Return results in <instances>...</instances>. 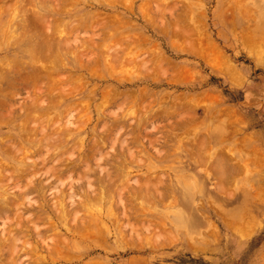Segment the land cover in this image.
I'll use <instances>...</instances> for the list:
<instances>
[{
    "label": "rangeland",
    "instance_id": "1",
    "mask_svg": "<svg viewBox=\"0 0 264 264\" xmlns=\"http://www.w3.org/2000/svg\"><path fill=\"white\" fill-rule=\"evenodd\" d=\"M76 1L0 0V31L2 30L0 63L5 65L0 64V75L3 74L4 77L7 75L6 79L0 78V101H2L0 104L4 101V105H0V114L1 116L4 114V122L0 126V162L6 163L5 166L8 168L6 169L3 164L1 169L3 168L4 175H0V197L3 198H0V248L2 247L0 264H51V260H54V264H264V0ZM145 1L150 3H143ZM159 4L163 7L160 8ZM156 5L161 11L164 10L162 11L164 14L161 12L162 17L155 12ZM149 10L153 11V14ZM147 15L146 18L150 16L149 19L145 18ZM95 16L99 17V22L97 17V21L94 20ZM107 17L112 19L114 17L119 23L111 25V19L108 20ZM43 18L47 20L46 24L43 22L46 28L41 26ZM100 20L104 25L106 23V26L100 28L101 24L100 29L97 28L92 32L93 24L95 29L99 25L97 23H101ZM168 23L171 27L174 24L180 26L181 31H179L182 32V36L179 31L177 32L180 34L176 33L175 36L176 31L172 33L173 28ZM72 24L73 26L75 24L74 28L79 30L73 31L70 27ZM192 26L198 33L192 29ZM164 29H167V34ZM23 30L26 33H23ZM57 31L63 33L59 35V32L56 35L60 41H63L60 43L65 42L66 46H71L72 48H69L71 51L67 50L65 43L60 46L57 38H53L52 34L55 35ZM21 33L23 35L20 36ZM46 35L50 36L49 41L55 39L59 48L63 47L62 53L55 42L53 44L45 42ZM95 35H99V38L96 39ZM199 35L205 37L201 38ZM189 36L195 38V43ZM125 38L129 39V43L124 41ZM131 39L136 42L132 43ZM121 40L124 42L121 43ZM66 41L72 42L67 44ZM78 42L82 45L80 49ZM38 45L41 46L40 48L55 47L53 51L50 48L40 49L41 52L44 51L42 56L48 55L46 59L52 56L50 64H48L50 61L46 60V63L44 58L41 60L42 53L38 55ZM126 45L129 46L128 50L124 47ZM97 46L99 48H96ZM64 48L70 51V54L67 52V55ZM111 48L119 53L118 56L114 52L115 55L117 54L116 59ZM122 48L123 50L120 51ZM31 51H34V54ZM85 51L86 55H84ZM104 51L107 52V57L103 55ZM54 52L57 55L59 53L60 56L55 55ZM78 52L80 54L84 52V57ZM35 55L39 58L35 59ZM39 59L41 62L44 59L43 63H45L38 64ZM53 59L58 62L54 63L58 68L51 65ZM57 59H61L65 65H61L62 62ZM124 59H128V63L129 59L131 61L134 59V63L128 64ZM33 60L39 61L35 64ZM27 64L37 66L38 75L39 72L48 74L50 71L52 75L55 73L53 78L56 74L61 78L64 77L61 82L58 81L60 79L57 76L54 82H51L53 78L47 82L46 74H42L41 77L39 75L35 85L39 91L34 92L36 97L39 94L41 96L35 98L32 89L36 90V88L26 85L20 78V75L32 76L33 71ZM45 64L50 66L49 70L40 67ZM32 69L34 70V67ZM39 78L42 80L39 81ZM7 80L11 81L10 84L14 88L9 87L11 85ZM60 89H65L63 91L66 94L69 92L70 94L67 95L70 96H65L62 92L61 94L66 97L64 98L60 94ZM43 90L46 95L41 92ZM51 90L55 96L59 91L57 97L60 104L56 102L58 98L52 96ZM51 97L54 101L57 98L56 103L53 101L58 104V106L53 105L56 108L50 102L47 103ZM32 98H35L38 107L36 104V108L32 105L34 102ZM37 100L40 102L38 103ZM50 105L52 110L48 111L46 107L50 108ZM30 106L36 109L35 111L30 108L34 110L31 114L39 113L41 117L36 116L38 119L27 121L30 116L28 114L31 111ZM10 107L13 109L10 110ZM9 110L12 113H7L10 112ZM168 111L172 116L167 113ZM40 113H48L49 116L47 114L42 116ZM6 114L9 116L6 117ZM22 120L29 122L28 125L24 127ZM168 125L173 127L172 131ZM28 127L29 133L26 130ZM188 131L195 133H190L189 136ZM186 133L188 134L184 143L188 136L190 140H187L186 145L183 143L187 148L183 149L184 146L181 144L183 138L179 141L178 135L182 137ZM195 139L199 143H205V146L202 144V150L196 149L199 147L195 144L197 142ZM191 140L193 143L190 142ZM198 142L197 144L201 145ZM12 146H15L13 151L14 148L21 150V152L17 150L16 154L19 159L11 155ZM3 148L11 149V152L9 150L8 153L4 152ZM190 149L194 152L191 153ZM189 153L195 154L194 157L191 158ZM199 153L204 159L207 157L209 163L204 160L202 166L203 161L200 164L202 157L200 158ZM210 162L212 163L210 167L216 166V168L208 167L207 164ZM246 167L249 169H245ZM209 171L212 172L209 174L207 173ZM1 172L0 174H3ZM106 172L110 173L107 177L112 181L117 175H123L124 178L119 176L122 180L115 179L114 185V181L112 184L109 178L106 179ZM145 178L152 180H149L150 185L152 182L158 184L156 193H165L168 198L171 197L170 200L167 198L163 200L164 197L161 195L160 199L159 193L155 195L154 185L147 186V191L144 188L147 185ZM153 178L158 183H155ZM160 178H163L162 187L158 181ZM122 181L131 183V188L125 183L124 185L128 184L127 190H122L120 195L119 190L124 188H120L124 183ZM110 182L114 185L112 187L118 185L119 190L115 187L111 190L112 193L109 192ZM140 184L143 186L141 187ZM89 185L92 189L96 187L91 192H97L98 195L93 193L92 196ZM135 186H138L140 191ZM185 189H188L192 197L188 195L186 197L181 193ZM145 190L150 198L148 200L144 197ZM107 192L109 193L106 194ZM21 193H25V196ZM71 194L77 198H70ZM98 196L102 197L99 198L101 202L93 201V198L98 200ZM174 197L176 204L172 202ZM72 199L75 203L73 209L69 207ZM13 200L17 201L18 205ZM12 202L14 207L23 203L21 207L24 209L10 207ZM5 203L10 205H4ZM64 205L66 206L63 210ZM96 207L101 212L96 211ZM58 209L60 215L57 214ZM66 210L68 213L65 212ZM15 211L19 213L18 216H14ZM3 212L7 217L3 216ZM122 213H126L128 220L122 217ZM5 217L9 222L11 219L12 223L8 225L9 222L6 223ZM14 217H19L17 219H21L22 223L17 222ZM13 219L20 225L19 228H16L18 225ZM79 220H84V225H81ZM98 220L103 227L99 225ZM126 222L131 225L133 223L132 230L134 228L136 232L132 230L130 232V226H125ZM2 223H6L4 226H7L3 228ZM29 223L41 229L37 233L42 235L39 236L43 237L41 238L43 241L36 238L35 227L29 226ZM52 223L55 226L51 225ZM89 225L92 228H88ZM47 226H49L48 230ZM124 226L127 228L124 229ZM143 227H147L146 231ZM150 227L154 229L151 231ZM156 228L160 229L156 230ZM6 230L13 235L6 233ZM99 232L101 234H98ZM22 234L26 235L22 236ZM9 235L11 238L20 237L18 239L20 242H17L16 246L13 245L15 248L9 243L13 240ZM51 235L63 237L68 247L63 245L64 241L63 244L60 243L59 236L57 239L59 238L60 241L57 240L59 241L57 244L53 239L55 237ZM92 235L96 236V239ZM97 236L102 239L98 240ZM51 237L54 244L50 243ZM24 241L28 248L24 247ZM12 243L15 244L14 241ZM5 245H9L12 249L8 250ZM50 247L55 249L56 254ZM16 248L17 252L14 251ZM34 248L35 251H31ZM35 253L38 254L37 257L32 258ZM74 254L76 259L72 256ZM55 255L57 257H54ZM68 257L72 260L68 261Z\"/></svg>",
    "mask_w": 264,
    "mask_h": 264
},
{
    "label": "bare ground",
    "instance_id": "2",
    "mask_svg": "<svg viewBox=\"0 0 264 264\" xmlns=\"http://www.w3.org/2000/svg\"><path fill=\"white\" fill-rule=\"evenodd\" d=\"M22 1H23V0H22ZM77 1H78V0H77ZM77 1H76V2H77ZM88 1H89V0H88ZM103 1H105V0H103ZM113 1H114V0H113ZM116 1L118 2V0H116ZM119 1H121V0H119ZM143 1H144V0H143ZM149 1H151V0H149ZM152 1H153V0H152ZM154 1L158 2V1H160V0H154ZM154 1H153V2H154ZM161 1H163V0H161ZM68 2H69V1H68ZM105 2H106V1H105ZM123 2H124V0H123ZM147 2H148V1H147ZM147 2L145 1V2H143V3L146 4ZM165 2H166V1H165ZM31 3H32V2H31ZM108 3H109V2H108ZM148 3H150V2H148ZM151 3H152V2H151ZM159 3H160V2H159ZM172 3H174V2H172ZM23 4H24V3H23ZM117 4H118V3H117ZM123 4H124V3H123ZM123 4H122V5H123ZM152 4H154V3H152ZM152 4H151V5H152ZM164 4H165V3H164ZM181 4H182V3H181ZM151 5H149V8H151ZM165 5H166V4H165ZM165 5H164V6H165ZM26 6H27V5H26ZM26 6H24V7H26ZM28 6H29V5H28ZM144 6H145V5H144ZM152 6H153V5H152ZM159 6H160V8L163 7V6L160 5V4H159ZM168 6H169V5H168ZM14 7H16V6H14ZM146 7H147V6H146ZM154 7L156 8V9H155V12H156V13H159V14H160L159 16L162 17L161 12L164 11V10L161 11V9H160L159 7H158V8H159V9H158V8H157V5L154 6ZM22 8H23V7H22ZM64 8H65V7H64ZM64 8H62V10H64ZM128 8H129V7H128ZM166 8H167V7H166ZM180 8H181V7H180ZM26 9H27V8H26ZM129 9H130V8H129ZM145 9H146V8H145ZM163 9H165V8H163ZM169 9H170V8H169ZM0 10H1V9H0ZM28 10H29V9H28ZM130 10H132V9H130ZM151 10H152V9H151ZM159 10H160V11H159ZM21 11H22V10H21ZM143 11H144V10H143ZM149 11H150V10H149ZM158 11H159V12H158ZM2 12H4V11H2ZM2 12H1V13H2ZM24 12H25V11H24ZM27 12H28V11H27ZM29 12H30V11H29ZM55 12H56V11H55ZM131 12H132V11H131ZM144 12H147V10L144 11ZM155 12H154V13H155ZM16 13H17V12H16ZM16 13H15V14H16ZM35 13H36V12H35ZM56 13H57V12H56ZM58 13H59V11H58ZM60 13L62 14V13H64V12H60ZM150 13L153 14V11H150ZM162 13H163V12H162ZM15 14H13V15L15 16ZM19 14H20V13H19ZM163 14H164V13H163ZM33 15H34V14H33ZM155 15H156V14H155ZM182 15H183V14H182ZM182 15H181V16H182ZM184 15H185V14H184ZM14 16H13V18H14ZM24 16H25V15H24ZM24 16H23V17H24ZM87 16H88V15H87ZM98 16H99V15H98ZM100 16H101V15H100ZM100 16H99V17H100ZM103 16H104V15H103ZM159 16H158V17H159ZM181 16H180V17H181ZM96 17H97V16L94 17V20H95V21L98 20L97 22H99V19H98L99 17H97V20H96ZM101 17H102V16H101ZM111 17H112V16H111ZM111 17H110V18L107 17L108 20L111 19V20H110V21H111V25H112V23H113V24H114V23H116V24L119 23V22H117L118 20H114L115 18L113 17V19H112ZM146 17H148V15L145 16V18H146ZM155 17H156V16H155ZM32 18H33V17H32ZM107 18L105 19L106 21H108ZM149 18H150V16H149ZM149 18H146V19H149ZM152 18L154 19V17H152ZM176 18H177V17H176ZM19 19H20V18H19ZM25 19H26V17H25ZM49 19H50V18H49ZM78 19H82V17H80V18L78 17ZM92 19H93V18H92ZM146 19H145V20H146ZM153 19H152V21H153ZM160 19H161V18H159V20H160ZM59 20H60V19H59ZM59 20H58V22H59V24H60V21H59ZM105 20H104V21H105ZM112 20H113L114 22H112ZM154 20H155V19H154ZM33 21H34V20H33ZM41 21H42L41 26H43L44 28H46V27H45L46 25H43V22H45L44 24H46V21H47V20H45V19L43 18V20H41ZM69 21H70V20H69ZM95 21H93V23H97V22H95ZM100 21H101V20H100ZM152 21L150 22L151 24H152ZM179 21H180V20H179ZM181 21H182V20H181ZM181 21H180V22H181ZM12 22H13V21H12ZM17 22H18V21H17ZM28 22H29V21H28ZM75 22H76V21H74V23H75ZM108 22H109V21H108ZM148 22H149V21H148ZM148 22H147V23H148ZM192 22H193V21H192ZM38 23H39V22H38ZM77 23H78V22H77ZM81 23H82V22H81ZM81 23H80V24H81ZM159 23H160V22H159ZM170 23H171V22H170ZM170 23H168V25H169ZM175 23H177V22H175ZM23 24H24V23H23ZM25 24H27V22H26ZM56 24H57V21H56ZM59 24H57V25H59ZM63 24H64V23H63ZM66 24H67V23H66ZM66 24H64V25H66ZM97 24H99V25H98V27H96L95 29H93V28L95 27L94 24H93V27H92V29H91V30H93L92 32H94L95 30H97V28L100 29V28H103V26H104V27L106 26V23H105V25H104V23H103L102 21H101V23H97ZM101 24H102V25H101ZM172 24H173V23H172ZM9 25H10V24H9ZM18 25H19V24H17V26H18ZM48 25H49V24H48ZM78 25H79V24H78ZM100 25H101V27H100ZM109 25H110V22H109ZM114 25H115V24H114ZM114 25H113V26H114ZM123 25H124V24H123ZM153 25H154V24H153ZM155 25H157V24H155ZM165 25H166V24H165ZM165 25H164V27H166ZM15 26H16V24H15ZM21 26H22V25H21ZM29 26H30V25H29ZM74 26H75V24H74ZM74 26H73V24H72V26H70L71 29L73 28V29H72L73 31H74V30H79L78 28L75 29L76 27L74 28ZM86 26H87V24L85 23V26H84V27H85V28H84L85 30H86V28H87ZM150 26H151V25H150ZM172 26H173V27H171V24H170V27L173 28V31H171V32L174 33V31H176V32L174 33V35H175L176 33H177V35H179V34L181 33V36H182V32H180V31H181L180 26H178L177 24H174V25H172ZM174 26L179 27V28H176V27H175V30H174ZM184 26H185V25H184ZM184 26H181V27H184ZM12 27H13V26H12ZM43 27H42V28H43ZM70 27H69L68 30H69L70 33H71L72 30L70 29ZM99 27H100V28H99ZM1 28H2V27H1ZM5 28H6V27H5ZM56 28H57V27H56ZM62 28L64 29L63 26H62ZM62 28H61V29H62ZM153 28H154V26H153ZM157 28H158V27H157ZM184 28H185V27H184ZM184 28H182V29H184ZM194 28H196V27H194ZM3 29H4V27H3ZM22 29H26V28H22ZM47 29H48V28H47ZM54 29H55V28H54ZM119 29H120V28H119ZM122 29H124V28H121V30H122ZM190 29H191V28H190ZM192 29H193V26H192ZM26 30H27V29H26ZM58 30H59V29H58ZM87 30H88V29H87ZM161 30H162V29H161ZM179 30H180V31H179ZM188 30H189V29H188ZM193 30H195V29H193ZM196 30H197V29H196ZM196 30H195V31H196ZM1 31H2V30H1ZM1 31H0V33H1ZM28 31H29V29H28ZM28 31H27V32H28ZM43 31H44V30H43ZM69 31H68V32H69ZM159 31H160V30H159ZM166 31H167V29H166V30L164 29V32H166ZM177 31H179L180 33L177 32ZM186 31H187V30H186ZM189 31H190V30H189ZM189 31H188V32H189ZM21 32H22V30H21ZM31 32H32V31H31ZM59 32H60V31H57V32L55 33V35H54V34H52V35H53V38H55V39L57 38V42L60 43V42H63V41H60V40L58 39V37H56L57 33H59ZM68 32H67L66 34H68ZM75 32H76V31H75ZM162 32H163V31H162ZM188 32H187V33H188ZM193 32H194V31H193ZM196 32H197V31H196ZM199 32H200V31H199ZM10 33H11V32H10ZM23 33H26V31L24 32V30H23ZM39 33H40V32H39ZM42 33H43V32H42ZM61 33H62V32H60L59 35H61ZM70 33H69V34H70ZM114 33H116V32H114ZM172 33H170V34L172 35ZM197 33H198V32H197ZM12 34H13V33H12ZM106 34H107V33H106ZM112 34H113V33H112ZM165 34H167V32H166ZM194 34H195V33H194ZM15 35H16V34H15ZM21 35H23V34L21 33L20 36H21ZM25 35H26V34H24V36H25ZM62 35H63V33H62ZM71 35H72V34H71ZM91 35H92V34H91ZM99 35H100V34H99ZM99 35H98V36H99ZM190 35H192V34H190ZM196 35H198V34H196ZM201 35H203L202 32H201ZM201 35H199V36L201 37ZM206 35H207V34H206ZM4 36H5V35H4ZM16 36H17V35H16ZM16 36H14V37H16ZM24 36L22 37V39L24 38ZM75 36H76V34H75ZM77 36H78V33H77ZM77 36H76V37H77ZM95 36H96L95 38L97 39L98 36H97V35H95ZM103 36H104V35H103ZM166 36H167V35H166ZM175 36H176V35H175ZM207 36H208V35H207ZM43 37H44V36H43ZM49 37H50V36H47V35H46V41H45V42H47V43L49 42L50 44H51V43L53 44V42H55L56 47H57L58 45H57V43H56V40H55V39H52V37H51V39H52L53 41L50 40V41H51V42H50V41H49V39H50ZM60 37H61V36H60ZM60 37H59V38H60ZM93 37H94V35H93ZM106 37H107V36H106ZM179 37H180V36H179ZM179 37H177V38H179ZM189 37H191V36H189ZM192 37H193V36H192ZM192 37H191V38H192ZM202 37H205V36H202ZM202 37H201V38H202ZM48 38H49V39H48ZM62 38H63L62 40H64V37H62ZM98 38H99V37H98ZM173 38H174V37H173ZM180 38H181V37H180ZM182 38H184V37H182ZM20 39H21V38H20ZM47 39H48V41H47ZM87 39H88V38H87ZM104 39H105V38H104ZM134 39H135V38H134ZM189 39H190V38H189ZM203 39H204V38H203ZM0 40H1V39H0ZM54 40H55V41H54ZM68 40H69V39H68ZM101 40H102V39H101ZM128 40H129L128 38H127V40H126V38H125L124 41L127 42ZM131 40H132V43H133V42H134L133 39H131ZM192 40H193V43H195V41H194L195 38H194V39L192 38ZM8 41H9V40H8ZM19 41H20V40H19ZM19 41H18V42H19ZM113 41H114V40H113ZM116 41H117V40H116ZM122 41H123V40H121V43H122ZM124 41H123V42H124ZM66 42H67V41H66ZM71 42H72V41H70V42L68 41L67 44H68V43H71ZM73 42H75V41H73ZM87 42L89 43V41H86V43H87ZM119 42H120V41H119ZM135 42H136V41H135ZM135 42H134V43H135ZM190 42H191V40H190ZM197 42H198V41H197ZM206 42H207V41H206ZM206 42H205V43H206ZM211 42H212V41H211ZM256 42H257V41H256ZM20 43H21V42H20ZM36 43H37V42H36ZM40 43H41V42H40ZM43 43H44V41H43ZM59 43H58V44H59ZM64 43H65V42H64ZM64 43H60L59 45L62 46L61 44H64ZM94 43H95V42H94ZM128 43H129V41H128ZM146 43H147V42H146ZM258 43H259V42H258ZM44 44H45V43H44ZM44 44H43V45H44ZM75 44H77V43H75ZM78 44H80V43L78 42ZM111 44H112V43H111ZM197 44H198V43H197ZM64 45H65L66 48H68L67 50H70V49L72 48L71 46H70V47H71V48H70L69 45L66 46V43H65ZM64 45H63V46H64ZM101 45H102V44H101ZM101 45H99V46L101 47ZM193 45L195 46V44H193ZM193 45H192V46H193ZM199 45H200V44H199ZM207 45H208V44H207ZM254 45H255V44H254ZM21 46H22V45H21ZM39 46H40V45H38V47H39ZM41 46H42V44H41ZM41 46H40V47H41ZM60 46H58V48H59ZM88 46H92V45H88ZM93 46H94V45H93ZM99 46H97L96 48H99ZM152 46H153V45H152ZM187 46H188V45H187ZM38 47H37V48H38ZM40 47H39V49H38V51H39V52H38V53H39L38 55H40V54L42 53V54L40 55V56H42L44 51L42 50V52H41L40 49L50 48L51 46H49V47H47V46H43L44 48H40ZM81 47H82V45L80 44L79 49H80ZM120 47H122V45H121ZM124 47H125V48L127 47V50H128V48H129V46H127V45L124 46ZM124 47H123V48H124ZM198 47H200V46H198ZM207 47H208V46H207ZM52 48H53V47H52ZM52 48H50V50L53 51V50L55 49V47H54L53 49H52ZM61 48H63V47H61ZM61 48H59V49L61 50ZM66 48H64V49L66 50ZM69 48H70V49H69ZM74 48H75V47H74ZM89 48H90V47H89ZM93 48H94V47H93ZM123 48H122L120 51H122ZM137 48H138V47H137ZM208 48H209V47H208ZM100 49H101V48H100ZM111 49H112V48H111ZM111 49H110V51H111ZM130 49H131V48H130ZM134 49H135V48H134ZM141 49H142V48H141ZM196 49H198V48H196ZM56 50H57V49H56ZM60 50H59V51H60ZM67 50H66V53H67V52L69 53V52L71 51V50H70V51H67ZM84 50H85V48H84ZM86 50H87V48H86ZM97 50H98V49H97ZM113 50H114V51H113ZM142 50H143V49H142ZM62 51H63V50H61V53H62ZM72 51H74V50H72ZM78 51H79V50H78ZM87 51H89V50H87ZM110 51H109V52H110ZM112 51H113V56H114L115 59H116V55L118 54V56H119V53L116 51V49H112ZM208 51H209V50H208ZM31 52L33 53L34 51H31ZM36 52H37V50H36ZM74 52H75V51H74ZM109 52H108V53H109ZM114 52H116L117 54L115 55ZM147 52H148V51L146 50V53H147ZM149 52L151 53V51H149ZM215 52H216V50H215ZM217 52H219V50H218ZM54 53H55V55H57L56 52H54ZM61 53H60V54H61ZM66 53H65V54H66ZM68 53H67V55H68ZM78 53H79V52H78ZM86 53H87L86 51H85V54H84V52H83L84 55H86ZM99 53H101V51H100ZM102 53H104V54H103L104 56H106V54H107V52H105V51L102 52ZM122 53H123V52H122ZM129 53H131V52H129ZM146 53H145V54H146ZM153 53H154V52H153ZM33 54H34V53H33ZM48 54H50V53H48ZM69 54H70V53H69ZM79 54H80V53H79ZM83 54L81 53L80 56L84 57ZM109 54H111V53H109ZM136 54H137V53H136ZM46 55H47V54H45L44 56H42V57H40V58H41V60H42V58H44L45 61H46V60H48V62L50 61V62L48 63V64H50L51 61H52V60H51V59H52V56L50 57V55H49L50 59H49V58L46 59L45 57H48V55H47V56H46ZM55 55H54V56H55ZM77 55H78V54H77ZM103 55H102V56H103ZM111 55H112V54H111ZM130 55H132V54H130ZM198 55H199V54H198ZM218 55H219V54H218ZM57 56H60L59 53H58ZM118 56H117V57H118ZM124 56H126V55H124ZM135 56H136V55H135ZM153 56H154V54H153ZM34 57H36V55H35ZM63 57H64V56H63ZM106 57H107V56H106ZM131 57H132V56H131ZM131 57H129V58H131ZM218 57H219V56H218ZM32 58H33V57H32ZM37 58H39V56H37L35 59H37ZM54 58H56V57H54ZM59 58H60V57H59ZM112 58H113V57H112ZM152 58H153V57H152ZM162 58H163V57H162ZM44 59H43V61H44ZM158 59H159V58H158ZM39 60H40V59H39ZM39 60H38V61H39ZM41 60H40V63H39L38 61H36V62H35L34 60H33V61L35 62V64H36L37 62H38V64H40V65H41V64H44L45 62L43 63V61L41 62ZM57 60H58L59 62L61 61V59H60V60L57 59ZM78 60H79V59H78ZM110 60H111V59H110ZM120 60H122V59H120ZM126 60H127V63H128V59H126ZM126 60L124 59L125 62H126ZM163 60H164V59H163ZM220 60H221V59H220ZM15 61H17V60H15ZM53 61H54V62H53L51 65H54V63H58V62H56V60H54V59H53ZM129 61H130L131 63H132V62L134 63V59H133L132 61H131V59H129ZM135 61H136V60H135ZM156 61H157V59H156ZM3 62H4V61H3ZM61 62H62L61 65L64 64L63 61H61ZM97 62H98V61H97ZM97 62H96V63H97ZM115 62H116V61H115ZM130 62H129L128 64H131ZM153 62H154V61H153ZM157 62H158V61H157ZM219 62H220V61H219ZM1 63H2V62H1ZM1 63H0V64H1ZM5 63H6V62H5ZM14 63H15V62H14ZM14 63H13V64H14ZM46 63H47V61H46ZM116 63H117V62H116ZM142 63H143V62H142ZM167 63H168V60H167ZM221 63H222V62H221ZM224 63H225V62H224ZM2 64L4 65V63H2ZM2 64H1V65H2ZM113 64H114V63H113ZM117 64H118V63H117ZM119 64H120V63H119ZM125 64H126V63H125ZM169 64H170V63H169ZM1 65H0V66H1ZM15 65H17V64L15 63ZM27 65H28V64H27ZM64 65H65V64H64ZM64 65H63V66H64ZM95 65H96V64H95ZM98 65H99V64H98ZM98 65H97V66H98ZM4 66H5V65H4ZM29 66H30V65H28V67H29ZM31 66H32V67H31ZM31 66H30V68H31L30 70L33 71V72H32V76H31V75H30V76L28 75V77H27V76L24 75L25 77H24V76L21 77L22 75L19 74V75H20V78H22L21 81H22V82H25L26 85H29V86L32 85L33 87L36 88L35 85H36V83H37V80H38V76H39V75H40V77H41L42 74H46L45 76H47L46 78H48V80H47V82H48L49 80H52L53 75L55 74V73H54V74L52 75V72L50 73V71H48V70L50 69V68H49V67H50L49 65H46V64H45V65L40 66V67H42V69H44V67H46L47 69L49 68V69L47 70V71H48V74H47V72L44 73L43 71H41V73H42V72H43V73L40 74V72H39V75L37 74V72H38V70H37V68H36L37 66H35V65H31ZM55 66L57 67V64L54 65V67H55ZM63 66H61V67H63ZM116 66H117V65H116ZM126 66H127V65H126ZM140 66H141V65H140ZM148 66H149V65H148ZM154 66H155V64H154ZM13 67H14V66H13ZM21 67H22V65H21ZM33 67H34V70L32 69ZM40 67H39V71L41 70ZM51 67H52V66H51ZM54 67H53V68H54ZM172 67H174V66H172ZM14 68H15V67H14ZM16 68H17V66H16ZM18 68H19V67H18ZM18 68H17V69H18ZM22 68H23V67H22ZM46 68H45V69H46ZM53 68H51V69H53ZM57 68H58V67H57ZM63 68H65V66H64ZM126 68H127V67H126ZM23 69H24V68H23ZM45 69H44V70H45ZM84 69H85V67H84ZM97 69H98V68H97ZM1 70H2V69H1ZM18 70H19V69H18ZM21 70H22V69H21ZM24 70H25V69H24ZM87 70H88V69H87ZM117 70H118V69H117ZM2 71H5V70L3 69ZM13 71H14V70H13ZM88 71H89V70H88ZM175 72H176V71H175ZM98 73H99V72H98ZM29 74H31V73H29ZM50 74H51V75H50ZM60 75H61V74H60ZM63 75H64V74H63ZM2 76H3V77H2ZM50 76H51V78H50ZM56 76L59 77L58 79H60V80L57 79L59 82H61V81H62L61 79L64 77V76H62V78H61V76H59V75L56 74V75L54 76V78H55ZM65 76H67V75H65ZM6 77H7V75H6L5 77H4L3 74L0 75V78H2V79H6ZM54 78H53V79H54ZM73 78H74V77H73ZM18 79H19V78H18ZM40 80H42V79L39 78V81H40ZM0 81H1V80H0ZM7 81H8V80H7ZM21 81H17V82L20 83ZM54 81H55V79L52 80L51 82H54ZM8 82H9V84H10L11 81H8ZM49 82H50V81H49ZM59 82H58V83H59ZM64 82H65V81H64ZM41 83H42V82H41ZM55 83H57V82H55ZM177 83H178V82H177ZM7 84H8V83H7ZM9 84H8V85H9ZM46 84H47V83H46ZM49 84H50V83H49ZM49 84H48V85H49ZM60 84H61V83H60ZM60 84H59V85H60ZM66 84H67V83H66ZM69 84H71V83H69ZM69 84H68V85H69ZM10 85H11V86H9V87H12V84H10ZM48 85L46 86L47 88H48ZM22 86H23V84H22ZM44 86H45V85H44ZM65 86H66V85H65ZM15 87H16V86H15ZM38 87H39V85H38ZM54 87H55V86H54ZM57 87H58V86H57ZM12 88H14V87H12ZM47 88H46V89H47ZM58 88H59V87H58ZM64 88H65V87H64ZM66 88H67V87H66ZM22 89H23V88H22ZM33 89H34V88H33ZM33 89H32V91H33L32 94L34 93V96H33V97H35V98H40L41 94H39L38 97L35 96V95H36L35 92L39 91V89H38V90H37V88H36V90H35V89L33 90ZM40 89H41V88H40ZM46 89H45V91H46ZM51 89H53V87H51ZM10 90H11V89H10ZM24 90H25V89H24ZM26 90H27V89H26ZM56 90H57V89H56ZM58 90H59V89H58ZM60 90H61V91H60V94L63 92V94H64L65 96H68V97L70 96V95H67L69 92L66 94V93L63 91V90H65V89H60ZM21 91H22V90H21ZM30 91H31V90H29V92H30ZM34 91H35V92H34ZM51 91H52V90H51ZM53 91H54V89H53ZM53 91H52V92H53ZM2 92H3V89H2ZM22 92H23V91H22ZM41 92H44V90L41 91ZM41 92H39V93H41ZM58 92H59V91H57V93H58ZM71 92H72V91H71ZM4 93H5V92H4ZM25 93H26V92H25ZM37 93H38V92H37ZM57 93H56V96H55V94H54V92H53V93H52V94H53L52 96L57 97V95H58ZM72 93H73V92H72ZM103 93H104V92H103ZM5 94H6V93H5ZM15 94H16V93H14V95H15ZM26 94H28V93H26ZM60 94H59V96H60ZM63 94H61V95H62L64 98H66ZM69 94H70V93H69ZM14 95H13V96H14ZM43 95H46V92H44ZM49 95H51V94H49ZM71 95H72V94H71ZM13 96H12V97H13ZM30 96H31V95H30ZM116 96H117V95H116ZM119 96H120V95H119ZM9 97H10V96H9ZM12 97H11V99H12ZM27 97H29V95H28ZM31 97H32V96H31ZM43 97H44V96H43ZM60 97H61V96H60ZM105 97H106V96H105ZM105 97H104V98H105ZM111 97H112V96H111ZM128 97H130V95H129ZM7 98H8V97H7ZM17 98H18V97H17ZM35 98H32L33 101H34L35 103H34V102L32 103V99L30 100L31 103H32V105H34V106H35V104H36V100H34ZM57 98H58V101H56ZM57 98L55 99V101H56L58 104H60V102H59V97H57ZM61 98H62V97H61ZM61 98H60V99H61ZM116 98H117V97H116ZM126 98H127V97H126ZM9 99H10V98H9ZM42 99H43V98H42ZM42 99H41V100H42ZM49 99L52 100V103H51V100L47 101V103L50 102V104H51L52 106H53V105H57V106H58V104H55L56 102L52 99V97L49 98ZM25 100H26V99H25ZM27 100H29V99H27ZM123 100H124V99H123ZM123 100H122V101H123ZM53 101H54L55 103H54ZM60 101H61V100H60ZM104 101H105V100H104ZM130 101H131V100H130ZM0 102H2V101H0ZM14 102H15V101H14ZM37 102H38V100H37ZM39 102H40V101H39ZM39 102H38V103H39ZM62 102H63V101H62ZM114 102H115V101H114ZM5 103H6V102H5ZM8 103H9V102H8ZM2 104L4 105V101H3V103H1L0 105H2ZM45 104H46V103H45ZM69 104H70V103H69ZM108 104H109V103H108ZM6 105H7V104H6ZM24 105H25V102H24ZM51 105H50V108H48L49 105H48V107H46V108L48 109V111H49V109L52 110V109H51V108H52ZM101 105H102V104H101ZM176 105H177V104H176ZM20 106H21V104H20ZM34 106H30L29 109H30V108H33V109L36 111L35 108H36V106L38 107V104H36L35 108H34ZM22 107H23V106H22ZM53 107L56 108V106H53ZM69 107H70V106H69ZM69 107H68V108H69ZM99 107H100V105H99ZM103 107H104V106H103ZM10 108H11L10 110L13 109L12 107H10ZM16 108H17V107H16ZM18 108L20 109V107H18ZM40 108H42V107H40ZM78 108H79V107H78ZM0 109H1V108H0ZM14 109H15V108H14ZM29 109H28L27 112H29L30 110H31V111L28 113V114H30V116H29V118H27V121H29L30 119H31V120L36 119V118H37L36 116L41 117V116L39 115V113H37V114H31V112H32V111L34 112V110H32V109L29 110ZM47 109H44V110L46 111ZM104 109H105V108H104ZM194 109H195V108H194ZM194 109H193V110H194ZM2 110H3V109H2ZM10 110H9V111H10ZM66 110H68V109H66ZM191 110H192V109H191ZM45 111H42V112H45ZM48 111H46V112H48ZM69 111H70V110H69ZM169 111H170V110H169ZM169 111L167 112L168 114H169ZM4 112H5V111H4ZM6 112H7V111H6ZM18 112H19V111H18ZM138 112H139V111H138ZM7 113H12V112L10 111V112H7ZM20 113H21V111H20ZM24 113H25V112H24ZM49 113H50V112H49ZM60 113H61V112H60ZM62 113H63V112H62ZM161 113H162V112H161ZM171 113H172V112H171ZM187 113H188V112H187ZM18 114H19V113H18ZM40 114H41L42 116H44V114H45V115L47 114V116H49L48 113H44V114L40 113ZM58 114H59V113H58ZM67 114H68V113H67ZM130 114H131V113H130ZM177 114H178V113H177ZM1 115H2V114H0V126H1V125L3 124V122H4V118H3L4 114H3V116H1ZM7 115L9 116V114H6L5 116L7 117ZM15 115H16V114H15ZM24 115H26V114H24ZM64 115H65V114H64ZM156 115H157V114H156ZM169 115H171V114H169ZM189 115H190V114H189ZM165 116L167 117V115H165ZM171 116H172V115H171ZM193 116H194V115H193ZM9 118H10V117H9ZM15 118H16V117H15ZM42 118H43V117H42ZM46 118H47V117H46ZM156 118H157V116H156ZM190 118H192V117H190ZM6 119H7V118H6ZM11 119H12V118H11ZM37 119H38V118H37ZM192 119L194 120V118H192ZM7 120H8V119H7ZM7 120H6V121H7ZM24 120H25V119H24ZM184 120H185V119H184ZM22 121H23V120H22ZM22 121H21V122H22ZM179 121H181V120H179ZM7 122H8V121H7ZM7 122H6V123H7ZM33 122H34V121H33ZM189 122H190V121H189ZM8 123H9V122H8ZM8 123H7V124H8ZM22 123L24 124L23 126L25 127V125L27 126L29 122L27 123L26 121H23ZM22 123H21V124H22ZM26 123H27V124H26ZM43 124H44V123H43ZM45 124H46V123H45ZM5 125H6V124H5ZM185 125H186V124H185ZM21 126H22V125H21ZM23 126H22V129H23ZM38 126H39V123H38ZM168 126H169V125H168ZM182 126H183V125H182ZM16 127H17V126H16ZM39 127H40V126H39ZM169 127H171V126H169ZM26 128H27V127H26ZM26 128H24V131H25ZM41 128H42V127H41ZM113 128H114V127H113ZM143 128H144V127H143ZM172 128H173V127H171V131H172ZM175 129H176V127H175ZM191 129H192V128H191ZM193 129H194V128H193ZM26 130H27V132H28L29 127H28V129H26ZM22 131H23V130H22ZM35 131H36V130H35ZM64 132H65V131H64ZM193 132H194V131H193ZM193 132H192V131H191V132L188 131L189 136H190V133L193 134ZM235 132H236V131H235ZM28 133H29V132H28ZM35 133H36V132H35ZM188 133H186V134L184 135L185 137H184V136L181 137V135H178V136H180V138H179L180 140H179V141H181V138H183V139H182V142H181L182 146H184L183 143L185 142L184 140H185L186 135H187ZM194 133H195V132H194ZM225 133H226V132H225ZM63 135H64V134H63ZM230 135H231V134H230ZM30 136H31V135H30ZM32 136H33V135H32ZM189 136H188V137H189ZM226 136H227V135H226ZM188 137H187V140L189 139ZM195 137H196V136H195ZM229 137H230V136H229ZM1 138H2V137H1ZM34 138H35V137H34ZM62 138H63V137H62ZM48 139H49V137H48ZM2 140H3V138H2ZM49 140H50V139H49ZM187 140H186V143H187ZM189 140H190V139H189ZM189 140H188V141H189ZM237 140H238V139H237ZM11 141H12V140H11ZM41 141H42V140H41ZM195 141L198 142V140H196V139H195ZM200 141H201V140H200ZM190 142H192V140H191ZM197 142H195V144H196L197 147H199V148H196V149L199 151L200 148H201V150H202V144H203V146H205V145H204L205 143H202V142L199 143V142H198L199 144H201V145H198ZM237 142H238V141H237ZM1 143L3 144V141H2ZM59 143H60V142H59ZM186 143H184V144L186 145ZM192 143H193V142H192ZM235 143H236V142H235ZM10 144H11V143H10ZM10 144H9V146H11ZM13 144H14V143H13ZM179 144H180V143H179ZM195 144H194V145H195ZM7 145H8V144H7ZM94 145H95V144H94ZM4 146H5V145H4ZM179 146H180V145H179ZM236 146H237V145H236ZM13 147H15V146H12V147H11V148H12V152L10 151L11 149H8V148H7V150H5V149L3 148L4 150L2 149V151H4V152L6 151V152H7V151L9 150V151L11 152V155H12V154L14 155V156L12 155L13 158H14V157L18 158V156H16V154H17V150H19V149L16 150V148H14V149L16 150V151L14 150V151H15V154H14ZM98 147H100V146L98 145ZM172 147H173V146H172ZM184 147H185V148H184ZM184 147H183V149H187L186 146H184ZM233 147H234V146H233ZM5 148H6V147H5ZM22 148H23V147H22ZM45 148H46V147H45ZM229 148H230V147H229ZM171 149H172V148H171ZM176 149H177V148H176ZM188 149H189V148H188ZM232 149H233V148H232ZM41 150H42V149H41ZM190 150H192V149H190ZM205 150H206V149H205ZM229 150H230V149H229ZM9 151H8V152H9ZM19 151L21 152V150H19ZM19 151H18V153H19V155H20V152H19ZM230 151H231V150H230ZM8 152H7V153H8ZM179 152H180V151H179ZM188 152H190V151H188ZM193 152H194V151L192 150L191 153H193ZM227 152H228V150H227ZM191 153H189V154H190L189 156L192 158V156L194 157L195 154H192V155H191ZM240 153H241V152H240ZM24 154H25V153H24ZM199 154H200V153H199ZM214 154H215V153H214ZM227 154H228V153H227ZM236 154H237V153H236ZM212 155H213V154H212ZM238 155H240V154H238ZM255 155H257V154H255ZM189 156H188V157H189ZM225 156H226V155H225ZM197 157H198V156H197ZM201 157H202V158H201ZM208 157H209V156H208ZM211 157H212V156H211ZM13 158H12V159H13ZM191 158H190V159H191ZM200 158L202 159V160L199 159V160L201 161L200 164H202V161H203V165H202V166H204V160H206L207 157L204 159V157L200 154ZM220 158H222V155H221ZM257 158H258V156H257ZM257 158H256V159H257ZM18 159H19V158H18ZM20 159H21V158H20ZM24 159H25V158H24ZM26 159H27V158H26ZM223 159H224V158H223ZM258 159H259V158H258ZM191 160H192V159H191ZM207 160H209V159L207 158ZM207 160H206V163H209V162H207ZM211 160H212V159H211ZM247 160H248V158H247ZM247 160H246V161H247ZM16 161H17V159H16ZM21 161H23V160H21ZM214 162H215V161H214ZM34 163H35V162H34ZM249 163H250V162H249ZM3 164H4V163H3ZM3 164H1V162H0V170L3 169V168L1 169V166H2ZM119 164H120V163H119ZM252 164H253V163H252ZM5 165H6V163H5L3 166H5ZM120 165H121V164H120ZM210 165H212L211 162H210V164H207L208 167H210ZM214 165H215V164H214ZM207 166H206V168H208ZM244 166H245V164H244ZM247 166H248V164H247ZM5 167H6V166H5ZM120 167H121V166H120ZM213 167L216 168V166H213ZM213 167H210V168L212 169ZM248 167H249V166H248ZM248 167H246L245 169H247ZM215 168H214V169H215ZM4 169H5V168H4ZM6 169H8V168L6 167ZM26 169H27V168H26ZM120 169H121V168H120ZM211 169L208 168V170H211ZM236 169H237V168H236ZM245 169H244V170H245ZM248 169H249V168H248ZM15 170H16V169H15ZM238 170H239V169H238ZM3 171H4V170H2V172H3ZM20 171H21V170H20ZM24 171H25V170H24ZM24 171H22V172H24ZM113 171H115V170H113ZM206 171H207V170H206ZM249 171H250V170H249ZM0 172H1V171H0ZM2 172H1V173H2ZM18 172H19V171H17V173H18ZM22 172H21V173H22ZM25 172H26V171H25ZM25 172H24V173H25ZM211 172H212V171H211ZM211 172L209 171V172H207V173L210 174ZM12 173H13V172H12ZM108 173H109V172H106V173H105V174H106V177L110 175V173H109V174H108ZM27 174H28V173H27ZM0 175H1V176L4 175V172H3V174H0ZM57 175H58V174H57ZM57 175H56V177H57ZM124 175H125V174H124ZM211 175H212V174H211ZM18 176H19V175H18ZM119 176H121L122 178H124L123 175H119ZM119 176L117 175V176L115 177V179H120L121 177L119 178ZM127 176H128V175H127ZM208 176H209V175H208ZM59 177H60V176H59ZM131 177H132V176H131ZM100 178H102V177H100ZM108 178H109V177H107L106 179L108 180ZM122 178H121V180H122ZM0 179H1V178H0ZM113 179H114V178H113ZM115 179L113 180V181L115 182V183H114V182L112 181V179L109 178V180H111V181H112V184L114 183V185L116 184V180H115ZM128 179H129V177H128ZM145 179H146V182H145V183H147V185L144 186V188H145L146 190H147V186L149 187V186H153V185H154V186L156 187V190H154L155 195H158L157 193H159L158 196H159L160 199L162 198V197H160V195H161V196L164 197V198H162L163 200H164L165 198H167L168 200H170L171 197L169 196L170 198H168V195H167V194H165V193H164V194H161V192H157V193H156V191H157V189H158V188H157V187H158V186H157L158 184L155 185L154 182H152V184L150 185L149 180H150V181H152V180H151L150 178H148L149 180H147V178H145ZM153 179H155V178H153ZM222 179H223V178H222ZM21 180H22V179H21ZM88 180H89V179H88ZM88 180H87V182H88ZM100 180H102V179H100ZM126 180H127V179H126ZM161 180H163V178H160V180L158 179V181H159V183H160V186H161V185H164V184L162 183ZM17 181H18V179H17ZM102 181H103V180H102ZM102 181H101V184H102ZM118 181H119V180H118ZM137 181H138V180H137ZM147 181H148V182H147ZM155 181H156V179H155ZM160 181H161V182H160ZM13 182H14V181H13ZM15 182H16V179H15ZM94 182H96V181H94ZM122 182H124V183H122L123 185L121 184L120 188H121V187H122V188L124 187V188H126V189L123 188V189H120V190H119V186H118V185L115 186L116 188L118 187L117 190L120 191V195H122V190H124V191L127 190V187H128V186L130 187V184H131V183H129L128 181H122ZM125 183H128L129 185L126 184V185H128V186L126 187V185H124ZM148 183H149V185H148ZM155 183H158V182L156 181ZM108 184H109V183H108ZM112 184H111V182H110V184H109V186H110L109 192H110L111 190L115 189V187H112V186H114V185H112ZM217 184H218V183H217ZM217 184H216V185H217ZM18 185H19V184H18ZM18 185H17V186H18ZM140 185H141V187L143 186V184H140ZM218 185H219V184H218ZM89 186H90V185H89ZM160 186H159V187H160ZM19 187H20V186H19ZM132 187H133V185H132ZM136 187L139 188L138 186H135V188H136ZM155 187H153V188L151 187V188L154 189ZM161 187H162V186H161ZM164 187H165V186H164ZM193 187H194V186H193ZM217 187H218V186H217ZM220 187H221V186H219V188H220ZM90 188H91V186H90ZM95 188H96V187H95ZM95 188L93 187L94 190H95ZM111 188H112V189H111ZM130 188H131V187H130ZM91 189H92V188H91ZM93 189L90 190V193L92 194V196H93L94 194L97 193V192H96V193L93 192V193H94V194H93V193L91 192V191H93ZM98 189H100V188H98ZM103 189H104V188H103ZM163 189H164V188H163ZM194 189H195V188H194ZM217 189H218V188H217ZM5 190H6V189H5ZM8 190H9V189H8ZM31 190H33V189H31ZM132 190H133V189H132ZM146 190H145V191H146ZM159 190H160V189H159ZM87 191H89V189H88ZM96 191H97V190H96ZM105 191H106V190H104V192H105ZM138 191H140V188H139ZM147 191H148V190H147ZM147 191L145 192V195H146V196H144V197H146V199L148 200L149 197H148V195H147ZM160 191H161V190H160ZM20 192H21V191H20ZM30 192H31V191H30ZM109 192H107L106 194H108ZM112 192H113V191H111V193H112ZM114 192H117V191L114 190ZM131 192H132L133 194L135 193V191H131ZM18 193H19V192H18ZM118 193H119V192H118ZM181 193H182L183 195H185L186 197H187V195H188V197H192V194H191V193H190V194L188 193V189L182 190ZM21 194L24 195L25 193H21ZM91 194H90V195H91ZM126 194H127V191H126ZM22 195H20V196H22ZM71 195H72V196H70V198H71V197L77 198V196H74V194H71ZM97 195H98V193H97ZM140 195H141V194H140ZM164 195H166L167 197L164 196ZM24 196H25V195H24ZM67 196H68V195H67ZM81 196H82V195H81ZM99 196H100V195H99ZM99 196H98V200H96V198H93V201L95 200V201L101 202V201H99V200H100L99 198L102 199V197H99ZM125 196H127V195H125ZM133 196H134V195H133ZM87 197H88V196H87V194H86V198H87ZM90 197H91V196H90ZM186 197H185V198H186ZM0 198H2V197H0ZM17 198H18V197H17ZM23 198H24V197H22V199H23ZM66 198H67V197H66ZM128 198H129V197H128ZM140 198H141V197H140ZM155 198H156V197H155ZM2 199H3V198H2ZM68 199H69V197H68ZM81 199H82V198H81ZM146 199H145V200H146ZM149 199H150V198H149ZM175 199H176V198L174 197V198L172 199V202H174V203L176 204V201H174ZM190 199H192V198H190ZM5 200H6V199H5ZM7 200H8V199H7ZM74 200H75V199H74ZM145 200H144V201H145ZM158 200H159V199H158ZM168 200H167V201H168ZM8 201H9V200H8ZM10 201H11V200H10ZM10 201H9V202H10ZM21 201H22V200H21ZM150 201H152V200H150ZM5 202H6V201H5ZM9 202H8V203H9ZM13 202L16 203L17 201H14V200H13ZM13 202H12L11 205H13ZM70 202H71V205L69 204V205H70L69 207L72 208V209L75 208V207H74V206H75V203L73 202V199H72V201L70 200ZM72 202H73V203H72ZM80 202H82V200H81ZM80 202H79V203H80ZM98 202H97V203H98ZM128 202H129V201H128ZM146 202H148V201H146ZM152 202H153V201H152ZM164 202H165V201H164ZM168 202H169V201H168ZM8 203H5L4 205H6V204H7V205H10V204H8ZM83 203H84V202H83ZM165 203H166V202H165ZM165 203H164V204H165ZM188 203H189V202H188ZM190 203H191V202H190ZM16 204L18 205V203H16ZM21 204L23 205V203H21ZM89 204H90V202H89ZM166 204H167V203H166ZM171 204H172V203H171ZM175 204H174V206H175ZM11 205H10V207H13V208H15V209H16V208H19V207L22 206V205H20V206L16 207V205H15V207H14V205H13V206H11ZM73 205H74V206H73ZM86 205H87V204L85 203V206H86ZM65 206H66V205L63 206V210H64V207H65ZM72 206H73V207H72ZM87 206H88V205H87ZM87 206H86V207H87ZM1 207H2V206H1ZM39 207H40V206H39ZM2 208H3V207H2ZM21 208H22V207H21ZM44 208H45V207H44ZM57 208H58V207H57ZM9 209H11V208H9ZM22 209H24V208H22ZM30 209H32V208H30ZM87 209H88V208H87ZM92 209H93V206H92ZM95 209H96V211H99V210H100V209L97 210V207H96ZM125 209H126V208H125ZM0 210H1V208H0ZM2 210H3V209H2ZM4 210H5V209H4ZM61 210H62V209H61ZM88 210H89V209H88ZM128 210H129V209H128ZM51 211H52V210H51ZM56 211H57V209H56ZM58 211H59V212H58L57 214L60 215V210L58 209ZM76 211H77V210H76ZM79 211H80V210H79ZM89 211H91V210H89ZM94 211H95V210H94ZM96 211H95V212H96ZM129 211H130V210H129ZM0 212H1V211H0ZM15 212H16V211H15ZM65 212L68 213L67 210H66ZM77 212H78V211H77ZM77 212H74V213H77ZM100 212H101V210H100ZM111 212H112V211H111ZM111 212H110V213H111ZM124 212H125V211H124ZM127 212H128V211H127ZM66 213H65V214H66ZM112 213H114V211H113ZM130 213H131V211H130ZM3 214H4V212H3ZM15 214H16V215H15ZM18 214H19V213L16 212V213H14V216H18ZM62 214H63V213H62ZM84 214H85V213H84ZM98 214H99V213H98ZM125 214H126V213H122V217L124 216L125 220H128V217L125 216ZM11 215H12V214H11ZM67 215H68V214H67ZM109 215H110V214H109ZM109 215H108V216H109ZM3 216H6V217H7V214L5 213ZM19 216H21V215H19ZM110 216H111V215H110ZM6 217H5V219H6L5 221H6V223H8L9 221H8V218H6ZM59 217H60V216H59ZM66 217H67V216H66ZM66 217H65V218H66ZM94 217H95V216H94ZM126 217H127V218H126ZM17 218L19 219V217H16V218L14 217V219H17ZM14 219H13V220H14ZM18 219H17V222H20L21 219H20V220H18ZM22 219H23V218H22ZM37 219H39V218H37ZM59 219H60V218H59ZM59 219H58V220H59ZM137 219H138V218H137ZM23 220H24V219H23ZM39 220H40V219H39ZM41 220H43V218H42ZM86 220H87V223H88V218H87ZM107 220H108V219H107ZM113 220H114V219H113ZM177 220H178V219H177ZM180 220H181V219H180ZM180 220H179V221H180ZM182 220H183V219H182ZM182 220H181V221H182ZM184 220H186V218H184ZM5 221H4V222H5ZM14 221H15V220H14ZM14 221H13V223H14ZM27 221H28V220H27ZM61 221H62V219H61ZM79 221H80L81 225H84V224H83V223H84V220H79ZM82 221H83V222H82ZM111 221H112V220H111ZM118 221H119V220H118ZM137 221H138V220H137ZM1 222H3V220H2ZM29 222H30V221H29ZM31 222H32V221H31ZM31 222H30V223H31ZM39 222H40V221H39ZM39 222H38V223H39ZM85 222H86V221H85ZM101 222H102V221H101ZM116 222H117V221H116ZM143 222H144V221H143ZM6 223H5V224H6ZM10 223H12V222H11V219H10V222L8 223V225H9ZM20 223H22V221H21ZM30 223H29V226H31V227H33V228L35 227V228H34V232L37 233V232H39V231L41 230V229H40V230L37 229V227L34 226L35 224H34V225H30ZM40 223H41V222H40ZM62 223H63V222H62ZM98 223H99V220H98ZM109 223H110V222H109ZM111 223H112V222H111ZM113 223H114V221H113ZM126 223H127V225H125V226H127V227L130 226V232L134 231V228H133V230H132V225H133V223H132V225H131L129 222H126ZM141 223H142V222H141ZM180 223H181V222H180ZM182 223H183V222H182ZM2 224H3V228H5V227L7 226V225L4 226V225H5L4 223H2ZM15 224L18 225V224L16 223V221H15ZM15 224H14V225H15ZM24 224H25V223H24ZM100 224H102V223H99V225H100ZM128 224H129V225H128ZM176 224H177V222H176ZM22 225H23V224H22ZM51 225L55 226L53 223H52ZM51 225H50V227H53V226H51ZM69 225H70V224H69ZM75 225H76V224H75V222H74V225H73L74 229H75ZM81 225H80V226H81ZM99 225H98V227H99ZM111 225L114 227L113 224H111ZM147 225H148V223H147ZM151 225H152V224H151ZM210 225H211V224H210ZM29 226H28V227H29ZM70 226H71V225H70ZM87 226H88V225H87ZM100 226H102V225H100ZM120 226H121V225H120ZM125 226H124V227H125ZM143 226H144V225H143ZM148 226H150V224H149ZM186 226H187V225H186ZM19 227H20V225L16 226V228H19ZM26 227H27V226H26ZM76 227H77V226H76ZM90 227L92 228L91 225H89L88 228H90ZM98 227H97V228H98ZM102 227H103V226H102ZM102 227H101V228H102ZM124 227H123V228H124ZM127 227H125L124 229H126ZM152 227H153V226H152ZM7 228H8V227H7ZM11 228H13V227H11ZM11 228H10V229H11ZM33 228H31V229H33ZM46 228H47V230H48L49 226H47ZM54 228H55V227H54ZM70 228H71V227H70ZM101 228H100V229H101ZM120 228H121V227H120ZM143 228H144L145 231H146L147 227H146V228L143 227ZM150 228H151V227H150ZM36 229H37V231H35ZM50 229H51V228H50ZM100 229H99V230H100ZM121 229H122V228H121ZM124 229H123V230H124ZM136 229H137V228H135V230H136ZM148 229H149V228H148ZM153 229H154V228H151V231H152ZM158 229H160V228H158ZM158 229L156 228V230H158ZM8 230H9V229H8ZM14 230H15V229H14ZM99 230H98V231H99ZM101 230H102V229H101ZM103 230H104V229H103ZM131 230H132V231H131ZM149 230H150V229H149ZM149 230H147V231L149 232ZM6 231H7V230H6ZM50 231H51V230H50ZM8 232L10 233V231H7L6 233H8ZM32 232H33V231H32ZM46 232H47V231H46ZM75 232H76V230H75ZM101 232L104 233L105 230H104V232H103V231H101ZM134 232H136V231H134ZM134 232H133V233H134ZM18 233H19V232H18ZM36 233H35V234H36ZM80 233H81V230H80ZM116 233H117V232H116ZM33 234H34V233H33ZM37 234H38V233H37ZM37 234H36V238L38 237V238H37L38 240H40L41 238L43 239V237L40 238V236H42L41 234H38V236H37ZM44 234H45V233H44ZM81 234H82V233H81ZM84 234H85V233H84ZM94 234H95V233H94ZM98 234H101V233L99 232ZM129 234H130V233H129ZM148 234H149V233H148ZM148 234H147V235H148ZM10 235L12 236L13 234L10 233ZM10 235H9V238H11ZM15 235H16V234H15ZM25 235H26V234H22V236H25ZM39 235H40V236H39ZM102 235H103V234H102ZM116 235H117V234H116ZM44 236H45V235H44ZM51 236H53V235H51ZM58 236H59V235H57V237H58ZM84 236H85V235H83L82 238H84ZM92 236H94V235H92ZM148 236H149V235H148ZM53 237H55V236H53ZM53 237H51V239H52ZM57 237H55V238H53V239L56 240V241H57V240L60 241V239H61L60 243H61L62 241H64V244H63V242H62L61 244H63L65 247H68V245H66V244H68V243H66L67 241L65 242V239H64L63 237L61 238V237L59 236L60 239H59V238L57 239ZM87 237H88V236H86V238H87ZM94 237H95V239H96V236H94ZM97 237H98V236H97ZM129 237H131V236H129ZM19 238H20V237L16 238V236L13 237V238H11V240L13 239L12 241H14L15 244H14V243L11 244L12 241H10V242H9L10 245H11L12 247H14L13 245L16 246V245H17L16 243H17V242H18V243L20 242V241L18 240ZM79 238H80V237H79ZM98 238H99V237H98ZM98 238H97V239H98ZM6 239H7V238H6ZM42 239H41V241H43ZM51 239H49V240L51 241L50 243H51V244H54V243L52 242L53 239H52V240H51ZM100 239H102V238H99L98 240H100ZM125 239H126V238H125ZM154 239H155V238H154ZM4 240H5V239H4ZM21 240H22V239H21ZM79 240H80V239H79ZM91 240H92V239H91ZM91 240H90V241H91ZM27 241H28V240H27ZM56 241H55V242H56ZM59 241H57V244H58ZM102 241H103V240H102ZM102 241H101V242H102ZM138 241H139V240H138ZM103 242H105V239H104ZM123 242H124V241H123ZM126 242H127V241H126ZM25 243H26V242L24 241V245H25ZM44 243H45V242H44ZM60 243H59V245H60ZM148 243H149V242H148ZM22 244H23V243H22ZM2 245H3V243H2ZM126 245H127V244H126ZM128 245H130V244H128ZM0 246H1V245H0ZM5 246H7V247H5ZM5 246H3V247L8 248V250L12 249V247H9V245H5ZM24 247H26V245H25ZM24 247H23V248H24ZM46 247H49V246H46ZM9 248H10V249H9ZM14 248H15V247H14ZM26 248H28V247H26ZM50 248H51V247H50ZM50 248H49V249H50ZM0 249H2V247H1ZM20 249H21V248H20ZM29 249H30V248H29ZM40 249H41V248H40ZM44 249H45V248H44ZM46 249L48 250V248H46ZM51 249H53V253L56 254V253L54 252L55 249H54V248H51ZM51 249H50V250H51ZM56 249H57V248H56ZM64 249H65V248H64ZM5 250H6V249H5ZM16 250H17V248H16L14 251L17 252ZM27 250H28V249H27ZM32 250L35 251V248H34V249H31V251H32ZM3 251H4V250H3ZM14 251H13V252H14ZM51 251H52V250H51ZM93 251H94V250H93ZM93 251H92V252H93ZM19 252H20V250H19ZM57 252H58V251H57ZM101 252H102V251H101ZM58 253H59V252H58ZM1 254H3V253H1ZM24 255H25V254H24ZM36 255H38V254L35 253V255H34L33 257H32V256H29V257L35 258V257H37ZM69 255H70V254H69ZM0 256H1V255H0ZM5 256H6V255H5ZM39 256H40V254H39ZM41 256H42V255H41ZM43 256H44V255H43ZM63 256H64V255H63ZM72 256H73V258L76 259L75 254L72 255ZM72 256H71V258H72ZM54 257H57V256L55 255ZM66 257H67V256H66ZM13 258H14V257H13ZM13 258H12V259H13ZM38 258H39V257H38ZM40 258H41V257H40ZM71 258L68 257V259H67V258H64V259H65V260L67 259V260L69 261V260H72ZM77 258H78V257H77ZM29 259H30V258H29ZM54 259H55V258H54ZM94 259H95V258H94ZM40 260H41V259H40ZM48 260L50 261L51 259L49 258ZM13 261H14V260H13ZM41 261H42V260H41ZM44 261H45V260H44ZM44 261H43V262H44ZM46 261H47V260H46ZM53 261H54V260H51V261H50L51 264H52ZM56 261H57V260H56ZM32 262H33V261H32ZM66 262H67V261H66ZM44 263H46V262H44ZM33 264H34V263H33ZM35 264H37V263H35ZM53 264H54V262H53Z\"/></svg>",
    "mask_w": 264,
    "mask_h": 264
}]
</instances>
